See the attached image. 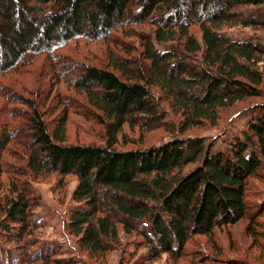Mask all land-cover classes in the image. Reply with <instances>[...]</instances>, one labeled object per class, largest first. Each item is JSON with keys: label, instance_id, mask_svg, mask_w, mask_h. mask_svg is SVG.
<instances>
[{"label": "trees", "instance_id": "trees-1", "mask_svg": "<svg viewBox=\"0 0 264 264\" xmlns=\"http://www.w3.org/2000/svg\"><path fill=\"white\" fill-rule=\"evenodd\" d=\"M263 6L264 0H0V76L43 55L53 57L73 42L103 43L132 27L149 30L138 35L139 61L113 56L112 71L81 66L69 82L84 93L93 122L103 128L104 144L67 145L68 110L51 131L33 106V133L24 146L28 156L18 158L26 169L12 171L7 195L2 194L0 164V234L15 226L20 231L11 232L19 235L15 240L21 239L25 248L31 245L24 235L36 226L30 216L37 205L29 183L45 173L76 178L71 197L75 207L64 230L90 258L109 252L118 242L119 228L134 232L148 249L147 257L157 261L162 255L182 257L193 237L243 220L247 181L264 167V73L258 66L264 62V46L221 33L235 27L264 28V16L258 15ZM249 9L257 15L246 16L243 10ZM71 64L58 69L69 71ZM57 77L62 79L61 73ZM153 89L167 100L156 97ZM250 99L262 102L247 108L246 130L224 151L212 153L213 144L191 138L146 149L115 148L125 128L162 126L166 114L161 101L183 107V132ZM19 132L15 128V137ZM13 138L1 129L0 158ZM103 193L110 195L107 212ZM262 214L264 204L253 222ZM4 236L3 264H73L57 259L61 248L53 244L34 252L25 249L21 256L6 247L9 237Z\"/></svg>", "mask_w": 264, "mask_h": 264}, {"label": "rangeland", "instance_id": "rangeland-1", "mask_svg": "<svg viewBox=\"0 0 264 264\" xmlns=\"http://www.w3.org/2000/svg\"><path fill=\"white\" fill-rule=\"evenodd\" d=\"M258 12L259 16H264V6ZM243 13L246 16L251 13L253 16L257 15L251 9L243 10ZM132 29L135 32H132ZM132 29H126L123 33L115 32L111 40L103 43L73 42L64 49L57 50L53 57L43 55L32 60L29 65L23 66L20 71H12L0 76V131L3 129L14 135L0 158L3 167L1 175L3 195L8 194L9 177H15L12 171L26 169L25 163L19 162L18 158L23 155L28 156V150L24 146L28 144L33 133L31 130L33 106L43 115L51 131L57 127L63 111L68 110L65 128L67 145L104 144L103 128L93 122L91 106L85 100L84 93L76 91L69 82L77 77L75 70L80 69L81 66L112 71L110 63L113 61V56L139 61L142 50L141 36L149 30L133 27ZM129 30L132 33H129ZM221 34L232 40L253 41L264 46V28L261 27H235ZM68 61L72 63L67 66L71 67L69 71L58 69V66ZM258 66L264 73V62ZM60 73L62 79L59 80L57 74ZM152 92L156 97L167 100L159 90L153 89ZM60 99L65 101V106L60 104ZM262 100L250 99L233 107L221 109L208 121L196 122L191 127L185 128L183 132L180 130L184 125L183 107L175 102L168 104L161 101L166 114L162 126L148 130L140 127L134 130L125 128L123 137L119 136V145L115 148L120 151L146 149L160 146L173 138H191L203 139L206 145L213 144L212 153L224 151L229 141L241 136L246 130L250 118V111L247 108L261 103ZM15 128L20 129V134L16 137ZM195 166L197 164L184 168L183 172L186 173ZM76 186L77 180L72 175L61 177L56 173L39 174L29 183V190L37 205L32 209L30 216V220H35L36 226H30L26 231L27 234L24 235L25 240L28 239L31 245L25 248L21 239L15 240L19 235L16 237V234L11 232L20 231L12 225H10V233L0 234V244L4 243V235H8L6 247L15 250V253L21 256L25 249L34 252L43 245L53 244L61 248L58 249L57 259L69 260L73 264H264V214L260 218L256 217L254 222L252 219L257 214L259 206L264 204V167L259 175L247 181L246 217L236 224L224 223L213 229L209 235L193 237L191 242L186 244L184 255L177 259L162 255L157 261H152L147 257L148 249L143 241L134 232L125 233L121 228L118 232V242L112 245L105 255L90 258L80 252L76 240L69 237L64 230L68 213L75 207L71 197ZM101 197V203L107 212L110 207V195L103 193Z\"/></svg>", "mask_w": 264, "mask_h": 264}]
</instances>
